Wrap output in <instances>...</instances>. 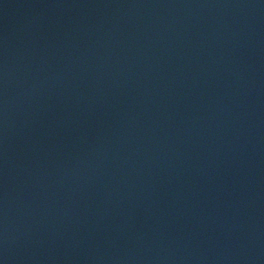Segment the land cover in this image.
<instances>
[{"label":"water","instance_id":"1","mask_svg":"<svg viewBox=\"0 0 264 264\" xmlns=\"http://www.w3.org/2000/svg\"><path fill=\"white\" fill-rule=\"evenodd\" d=\"M0 264H264V0H0Z\"/></svg>","mask_w":264,"mask_h":264}]
</instances>
